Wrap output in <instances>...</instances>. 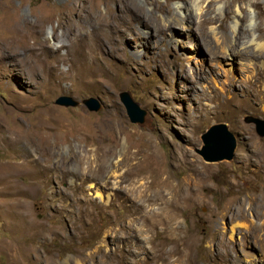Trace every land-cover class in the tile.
I'll list each match as a JSON object with an SVG mask.
<instances>
[{
    "label": "rangeland",
    "instance_id": "1",
    "mask_svg": "<svg viewBox=\"0 0 264 264\" xmlns=\"http://www.w3.org/2000/svg\"><path fill=\"white\" fill-rule=\"evenodd\" d=\"M181 1L187 26L168 18L178 0H0V264H144L141 240L128 235V226L141 227L135 192L194 199L178 203L190 245L187 262L173 264H222L211 257V236L230 229L215 211L232 195L248 201L254 193L245 206L259 222L264 135L242 119L264 117L259 76L245 81L252 96L233 62L235 84L222 90L212 28L228 32L235 9L206 0L194 11L192 0ZM240 24L247 33V21ZM122 89L146 109L144 123L128 120ZM62 93L94 95L102 106L55 103ZM220 121L236 138L234 154L205 160L200 134ZM149 233L170 241L160 228ZM246 248L237 234L235 264L251 261Z\"/></svg>",
    "mask_w": 264,
    "mask_h": 264
},
{
    "label": "bare ground",
    "instance_id": "2",
    "mask_svg": "<svg viewBox=\"0 0 264 264\" xmlns=\"http://www.w3.org/2000/svg\"><path fill=\"white\" fill-rule=\"evenodd\" d=\"M178 1L177 13L173 16L168 15V18L175 17L176 22L180 26H187L188 18H186L184 10L181 8V5L184 3L181 0ZM204 1L206 3V0H192L191 8L194 11L203 10L202 3ZM240 3H244L248 9H242ZM213 4H217V9L221 12L223 10H230L231 8L235 9L228 32L212 28L216 47L219 50L214 53V56L220 57L227 77V82L224 80L220 88L225 90L227 85L233 86L235 84L232 68L233 62L237 61L243 67L241 73L243 91L247 90L251 94L250 85L245 83V81L249 80L250 77L258 75L259 77L254 81L257 87L255 95H257L259 102H264V27L262 22L258 21L260 18L257 16V13L259 12L256 11L260 8V4H263L264 7V0H245L244 2H240L239 0H209V7ZM259 11L262 15V20L264 19V11ZM211 19L206 16L200 20L198 29H201L202 33H204L206 24L211 22ZM243 20H246L248 23V32L245 34L241 32V24L239 25ZM171 25L169 23L168 28ZM113 173L114 176L118 175V172ZM135 194L141 202L139 203L141 227L138 230H134L131 225L128 226V235L138 237L137 239L141 240L139 241V249L148 255L147 259L143 260V263L159 264L160 262V264H173V262L177 261L187 262V249L190 243L188 239L181 237L182 225L179 222L180 206L178 203L183 201L188 205L194 199L188 194L175 193V196H173L165 193L163 190L150 195L141 192H135ZM247 194L249 196L248 201L255 199L254 193L247 192ZM198 200L202 203L206 202L204 198ZM248 201L241 199L238 194H235L226 200L221 209L215 211V220H227L231 223V226L230 229L226 227H224L225 229H220L217 227L212 233V249L210 253L213 260L222 264H235L232 242L236 238V235L240 234V240L244 247H247L245 249L246 257L251 258V261L247 260L246 263L264 264V212L259 210L257 212L259 222H254V220L249 218L248 210L245 206ZM153 203H160L163 207L160 210L152 209L149 206ZM248 205H250V202ZM263 205H261L262 208H264ZM156 228H160L166 239L170 241H156L155 235L149 233L150 230H155ZM242 228H245V231ZM252 242L262 252L261 257H254V254L249 250V248H253ZM128 252L129 254L134 253L130 248ZM76 264H79V262L76 261Z\"/></svg>",
    "mask_w": 264,
    "mask_h": 264
},
{
    "label": "water",
    "instance_id": "3",
    "mask_svg": "<svg viewBox=\"0 0 264 264\" xmlns=\"http://www.w3.org/2000/svg\"><path fill=\"white\" fill-rule=\"evenodd\" d=\"M119 99L124 105V112L130 122L142 124L145 122V108L141 107L131 93L122 89L118 92ZM55 103L65 106H77L84 104L88 109L96 110L102 106V100L94 95H88L81 99L75 98L70 94H59L55 98ZM242 119L245 122H252L256 132L264 135V117L260 118L251 114H244ZM202 146L199 152L208 161L231 158L236 147V138L228 129L225 122H214L209 124L200 134Z\"/></svg>",
    "mask_w": 264,
    "mask_h": 264
}]
</instances>
